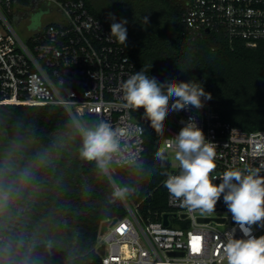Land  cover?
Returning <instances> with one entry per match:
<instances>
[{
  "label": "built area",
  "instance_id": "2783aa9c",
  "mask_svg": "<svg viewBox=\"0 0 264 264\" xmlns=\"http://www.w3.org/2000/svg\"><path fill=\"white\" fill-rule=\"evenodd\" d=\"M185 1L182 19L190 29L223 31L251 47L264 40V0ZM40 2L53 5L51 16L24 37L11 19L27 20ZM110 32L84 0H31L30 5L0 0V104L62 105L78 126L84 127L85 115H94L98 125L107 122L113 129H126L108 174L117 190L115 167L139 163L146 145L137 110L124 106L121 87L136 72L135 64ZM189 116H195L206 139L215 143V174L235 167L264 176V129L247 131L226 121L208 101L201 109L177 112L173 122L165 124L164 150L172 149L170 139ZM178 171L171 169L169 174ZM122 199L127 213L107 218L99 227L95 248L102 264H224L225 235L235 228L236 236H242L222 197L214 213L190 212L167 191L171 210L154 219H144L136 204ZM252 228L254 235H264V227Z\"/></svg>",
  "mask_w": 264,
  "mask_h": 264
},
{
  "label": "trees",
  "instance_id": "16d2710c",
  "mask_svg": "<svg viewBox=\"0 0 264 264\" xmlns=\"http://www.w3.org/2000/svg\"><path fill=\"white\" fill-rule=\"evenodd\" d=\"M84 1L111 31V14L101 0ZM113 1L120 15L116 21L127 20L124 46L136 72L143 69L160 82L194 78L211 93L208 102L224 120L247 131L264 129V40L251 47L223 31L188 28L182 19L185 0ZM143 113V108L135 113L145 129L143 158L133 165L116 166L112 174L120 189L129 190L125 197L138 206L140 215L154 219L171 210L163 183L171 164L162 148L166 129L154 130ZM176 114L170 112L165 124H171ZM82 121L86 128L98 126L94 115H85ZM3 134L14 142L37 140L51 157L46 166L34 169L35 179L13 199L24 211L18 216L27 222L26 229L7 226L0 219V264H102L95 248L100 224L123 217L127 210L123 199L114 195L109 176L101 173L95 161L80 156L82 138L67 109L53 104H0V137ZM58 135L67 142L58 143ZM59 151L62 157L54 164ZM158 151H165L168 159L161 161ZM40 191L44 196L36 201L34 195ZM0 217L10 216L3 211ZM64 226L75 232L65 255L71 242Z\"/></svg>",
  "mask_w": 264,
  "mask_h": 264
},
{
  "label": "clouds",
  "instance_id": "9594fccd",
  "mask_svg": "<svg viewBox=\"0 0 264 264\" xmlns=\"http://www.w3.org/2000/svg\"><path fill=\"white\" fill-rule=\"evenodd\" d=\"M110 19L109 37L125 45L127 20L117 22L111 15ZM121 87L124 106L131 110L143 108V115L153 129L161 132L170 112L201 109L212 99L202 82L194 78L160 82L143 69L130 75ZM181 123L179 132L170 139L179 171L167 175L164 187L190 212L214 213L222 197L228 213L242 232V236L237 237L234 228L225 235L224 264H264V235H254L252 228L253 225L264 227V176L258 170L235 167L215 174V143L206 139L195 116H189ZM78 131L82 138L80 156L95 161L101 173L108 175L113 154L119 150V140L127 135V130L113 129L109 123L101 122L95 128L78 126ZM157 157L161 161L168 159L165 151H158ZM48 162L47 151L38 153L23 168L18 167L11 152L5 155L0 161V212L5 211L22 189L35 179L34 169L46 166ZM217 180L219 183L214 182ZM128 192L127 188L117 189L114 195L124 198Z\"/></svg>",
  "mask_w": 264,
  "mask_h": 264
},
{
  "label": "rangeland",
  "instance_id": "374dc122",
  "mask_svg": "<svg viewBox=\"0 0 264 264\" xmlns=\"http://www.w3.org/2000/svg\"><path fill=\"white\" fill-rule=\"evenodd\" d=\"M101 5L105 9L108 10V12L111 14V16H114L115 18H119L120 15L116 11L117 8L116 3H114L113 0H101ZM18 7V6H15ZM53 5L51 3H46V2H40L38 5V8L34 9L31 12V17L28 20H24L20 16H14L11 20L13 24L16 26L18 32L26 37L29 35L31 31L36 30L39 26L43 25L49 20V16H51ZM19 10H22V7H18ZM31 9V8H29ZM19 20H23L21 23H19ZM57 139V142H67V139L65 138L64 135H58L55 137ZM0 150L5 157L8 153H12V158L14 159L15 163L18 165V167L23 168L26 164L29 162L33 161L38 153H43L45 151L48 152V158L50 159V154L49 151L42 145L40 144L37 140H28L25 142H14L11 140L6 134H3L0 137ZM174 149H168L167 154L169 156L170 164H171V169H177V162L174 159L173 153ZM62 157L61 151L58 152V154L54 157L53 162L54 164H57ZM40 193V194H39ZM34 195V199L37 201L41 197H43V192H39ZM32 203H34L32 201ZM7 212V215H9V219L6 217H0L3 223H5L7 226L10 227H20L23 229H26L27 222L19 218V214L24 212L20 210L14 200L9 204L8 208L5 210ZM15 214V216L13 215ZM1 222V223H2ZM65 230L68 232L69 238L71 245L70 247L65 249V252L63 255L68 253L70 251L72 242L75 239V232L73 231L72 228L68 226H64ZM31 245L32 241H31ZM65 260V259H64ZM61 264H64V261H62Z\"/></svg>",
  "mask_w": 264,
  "mask_h": 264
},
{
  "label": "water",
  "instance_id": "95a60500",
  "mask_svg": "<svg viewBox=\"0 0 264 264\" xmlns=\"http://www.w3.org/2000/svg\"><path fill=\"white\" fill-rule=\"evenodd\" d=\"M116 220H117V218L114 221H116ZM165 224H168V214L165 215Z\"/></svg>",
  "mask_w": 264,
  "mask_h": 264
},
{
  "label": "snow or ice",
  "instance_id": "6c2138e0",
  "mask_svg": "<svg viewBox=\"0 0 264 264\" xmlns=\"http://www.w3.org/2000/svg\"><path fill=\"white\" fill-rule=\"evenodd\" d=\"M199 238H194V241H197ZM199 249H198V247H195L194 246V251H198Z\"/></svg>",
  "mask_w": 264,
  "mask_h": 264
},
{
  "label": "flooded vegetation",
  "instance_id": "af4514ba",
  "mask_svg": "<svg viewBox=\"0 0 264 264\" xmlns=\"http://www.w3.org/2000/svg\"><path fill=\"white\" fill-rule=\"evenodd\" d=\"M30 17H31V13L29 14V16H28L27 20H28Z\"/></svg>",
  "mask_w": 264,
  "mask_h": 264
}]
</instances>
